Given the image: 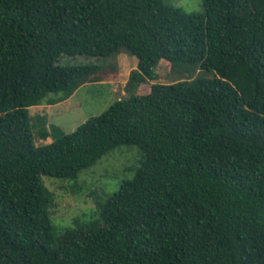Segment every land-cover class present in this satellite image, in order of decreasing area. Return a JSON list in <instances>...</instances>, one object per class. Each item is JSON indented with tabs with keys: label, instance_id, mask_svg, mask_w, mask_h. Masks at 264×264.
Wrapping results in <instances>:
<instances>
[{
	"label": "trees",
	"instance_id": "1",
	"mask_svg": "<svg viewBox=\"0 0 264 264\" xmlns=\"http://www.w3.org/2000/svg\"><path fill=\"white\" fill-rule=\"evenodd\" d=\"M122 49L137 59L128 94L72 131L31 121L101 80L62 55ZM163 60L184 76L138 91ZM121 145L136 146L132 176L54 222L42 175L82 189ZM0 264H264V0H0Z\"/></svg>",
	"mask_w": 264,
	"mask_h": 264
},
{
	"label": "rangeland",
	"instance_id": "2",
	"mask_svg": "<svg viewBox=\"0 0 264 264\" xmlns=\"http://www.w3.org/2000/svg\"><path fill=\"white\" fill-rule=\"evenodd\" d=\"M168 3L179 6L186 11H199L202 9L203 0H166ZM125 52L124 49L118 53L107 57H90L86 55H62L59 63L78 64L87 62H97L102 65L101 81L99 84L94 81L86 82L79 86L69 97L67 104L61 106H51L50 108H42V106H32L29 109L31 121H38L40 116L45 115L47 123H54L65 131L74 130L80 123L92 115L99 114L102 110L115 99L122 97L130 91L128 86L129 74L121 65L119 55ZM189 67L190 75L193 77H211L212 70H203L198 64H185ZM185 67L179 66L174 70L168 67L163 60L156 67L157 76L151 81L142 82L138 85V91L147 92L152 82H171L177 78L184 76ZM191 69V70H190ZM180 72H182L180 74ZM53 94V93H49ZM39 118V119H38ZM43 122L42 128L48 130V124ZM34 130H38L37 125L33 126ZM51 136L46 138H34L37 141L46 143L51 141ZM136 146L121 145L115 147L109 154L103 155L102 159L88 171L79 176L78 183L80 187L74 191L71 188V182L67 180H52L47 175H42V180L46 186L53 190L55 194V211L52 220L60 224H69L73 216L81 211H89L94 208V202L89 193L91 191H100L105 189L110 194L120 181L124 178H130L132 172L126 170L127 166H131L135 162ZM81 189V190H80ZM80 190V191H79ZM106 194V195H107Z\"/></svg>",
	"mask_w": 264,
	"mask_h": 264
},
{
	"label": "crops",
	"instance_id": "3",
	"mask_svg": "<svg viewBox=\"0 0 264 264\" xmlns=\"http://www.w3.org/2000/svg\"><path fill=\"white\" fill-rule=\"evenodd\" d=\"M119 58H121V65H123V69L127 71V75L129 74L130 70L135 68L137 65V59L134 56H129L127 53H121L119 55ZM99 84H103L101 80L94 81ZM68 99V98H67ZM66 99V101H68Z\"/></svg>",
	"mask_w": 264,
	"mask_h": 264
}]
</instances>
